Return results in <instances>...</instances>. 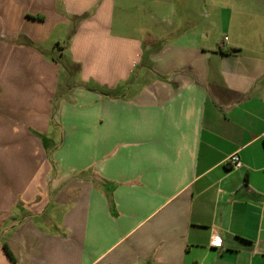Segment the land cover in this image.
I'll return each mask as SVG.
<instances>
[{"label": "crops", "instance_id": "0c3cea01", "mask_svg": "<svg viewBox=\"0 0 264 264\" xmlns=\"http://www.w3.org/2000/svg\"><path fill=\"white\" fill-rule=\"evenodd\" d=\"M0 264H264V0H0Z\"/></svg>", "mask_w": 264, "mask_h": 264}, {"label": "rangeland", "instance_id": "374dc122", "mask_svg": "<svg viewBox=\"0 0 264 264\" xmlns=\"http://www.w3.org/2000/svg\"><path fill=\"white\" fill-rule=\"evenodd\" d=\"M116 20H119V17L116 18ZM129 21H131L130 22L131 24L137 23V21H135V19H134V16H132V15H131V18ZM142 25L143 26L141 28H139V30H138L140 32V37L144 36L143 32H145L146 30H148L150 32H158V33L160 32L161 26L160 25H154V22L151 20L150 16H148V18H146L145 20L142 21ZM173 32H174V30H172L171 33H173ZM64 47H65V43L62 42L61 44H55L53 46L54 50L52 49L51 46H48V45L44 46V48H43V51L47 57L56 59V61L60 65H62V67H64L63 73H61L59 75V77H57L58 85H59L58 97H59V95L61 96V95L65 94L66 92H69L72 89H74V87L81 84L80 83L81 78L78 76L77 70L74 69L75 67L68 65L69 61L66 60L67 55H66V53L63 52ZM16 80H18V82H19L18 84L21 87H25L26 85H28L27 84L28 78H16ZM89 86L95 87V84L93 83V84H90ZM114 94L119 95L116 93H114ZM59 142H60V140L56 141V139H55L53 142L50 143L51 148L58 146Z\"/></svg>", "mask_w": 264, "mask_h": 264}, {"label": "built area", "instance_id": "2783aa9c", "mask_svg": "<svg viewBox=\"0 0 264 264\" xmlns=\"http://www.w3.org/2000/svg\"><path fill=\"white\" fill-rule=\"evenodd\" d=\"M228 166L230 167L231 170H239L243 167V163L239 157V155L234 154L230 156V158L227 161ZM221 239L219 237H215L214 240L212 241V246L213 247H221Z\"/></svg>", "mask_w": 264, "mask_h": 264}, {"label": "trees", "instance_id": "16d2710c", "mask_svg": "<svg viewBox=\"0 0 264 264\" xmlns=\"http://www.w3.org/2000/svg\"><path fill=\"white\" fill-rule=\"evenodd\" d=\"M6 251H7V250H6ZM7 253H8V255L10 256V258L13 260V258H12V256H11L10 252L7 251Z\"/></svg>", "mask_w": 264, "mask_h": 264}]
</instances>
